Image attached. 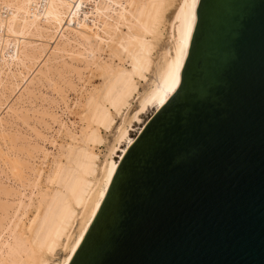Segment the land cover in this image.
<instances>
[{
  "label": "water",
  "instance_id": "obj_1",
  "mask_svg": "<svg viewBox=\"0 0 264 264\" xmlns=\"http://www.w3.org/2000/svg\"><path fill=\"white\" fill-rule=\"evenodd\" d=\"M69 264H264V0H199L168 101Z\"/></svg>",
  "mask_w": 264,
  "mask_h": 264
},
{
  "label": "bare ground",
  "instance_id": "obj_2",
  "mask_svg": "<svg viewBox=\"0 0 264 264\" xmlns=\"http://www.w3.org/2000/svg\"><path fill=\"white\" fill-rule=\"evenodd\" d=\"M198 1L1 0L0 10L2 9L5 15L2 16L0 13V27L6 34L0 37V63L6 67L12 64L20 65L17 72L20 83L28 82L32 85L36 77L37 80L40 78L46 82L51 81V86L53 85L49 78L50 69L36 70L37 64L34 77L29 81L26 79L30 71L34 72L32 68L38 57L44 53L45 47H49L41 45L35 50L31 48L32 45L25 43L23 41L25 38L22 37L27 35L31 37L32 34L31 38L33 35L38 38L44 37L48 44L54 40L56 43L52 45L50 55L68 54L72 62L83 63L84 69L94 77H99L101 84L86 91L81 102L76 105L80 110L77 111V115L74 114L80 122L78 131L71 132L61 124L68 143L66 147L60 149L56 157H52L49 168L46 166L48 169L43 168L44 164L43 167H37L38 164L35 168L32 165L30 167L29 162L20 158V154L23 156L25 154L29 158L30 150L21 143L20 147L16 145L20 137L17 138L18 134L16 136L9 134V129L7 130L9 133H5L6 131L2 129L3 120L0 118V141L8 145L5 148L10 147L9 152L11 151V154H6L7 148L3 154L1 147L0 163L5 166V171L7 170L18 186V189H12L13 187L8 188L9 186L5 187L6 184L0 183V264H52L50 261L58 253L62 254V258L54 264H69L95 217L115 173L118 162L114 161L113 157L116 149L123 141L127 144L126 148L132 144L133 139L129 137V132L133 122L139 121V116L149 109L154 112L159 110L180 84L181 70L196 22ZM88 2L92 5L89 11H86L87 9L84 10L83 7ZM68 35L73 37L71 40L73 47L67 39ZM166 41L169 47L164 50L161 44L167 43ZM102 54L105 55V60H102ZM39 65L41 67L43 63L40 62ZM71 72L76 73L80 79L79 71L76 69L68 71ZM59 76L62 78L61 74ZM86 78L88 80L89 77ZM145 81H148L146 86L139 90L141 82ZM70 83L68 86L72 85ZM53 86L54 89L51 90L57 89L59 92L60 85ZM60 88L63 89L61 86ZM27 91L29 93L31 90ZM63 96L62 99H65ZM62 99L61 102L64 101ZM134 100L135 107L128 113ZM8 109L5 110H8L11 116H15V121L21 120L25 124L28 119L30 120L29 117H25L26 108L22 109L25 115L18 113L20 108L19 111L16 110L18 112L12 108ZM70 111V115H73ZM33 113H36V109ZM52 113L50 117L46 113L50 120L55 119ZM121 114V122L116 125V118ZM42 115L40 114L41 117ZM4 124L8 125L6 122ZM25 126L29 128V125ZM32 129L33 134L36 133L38 136L36 129L31 128V131ZM113 129L115 131L108 155L100 163L101 167H98L99 158L95 150L103 144V134ZM20 140L26 141L24 138ZM32 146L36 152V146L31 144ZM37 150L39 151V147ZM47 154L42 151L41 158L46 159ZM25 171L30 174H26ZM26 188L28 195L24 193Z\"/></svg>",
  "mask_w": 264,
  "mask_h": 264
},
{
  "label": "rangeland",
  "instance_id": "obj_3",
  "mask_svg": "<svg viewBox=\"0 0 264 264\" xmlns=\"http://www.w3.org/2000/svg\"><path fill=\"white\" fill-rule=\"evenodd\" d=\"M92 4L90 3V5H89V2L88 3H86V5L83 7V9L84 10H86V11H89V9H90V6H91ZM89 6V7H88ZM0 7H2V5H1V0H0ZM88 7V8H87ZM0 13L2 14V16H3V14H4V11H2V9L0 10ZM5 15V14H4ZM72 25V24H71ZM75 26V25H74ZM1 31H3V29L0 27V37L2 38L3 37V35H5L6 33L3 31V32H1ZM5 33V34H4ZM30 36V35H29ZM28 35H27V37L26 36H23L22 38L24 39L25 38V40H23L25 43H30L31 45H32V47L31 48H34V50L35 49H38L41 45H47V46H49V47H45V51H44V53H42V55H40L39 57H38V59L40 60V62H42L43 63V65H41V67H40V65H39V60L37 59V62H35V66L32 68V70H34V72L33 71H30V73L26 76V79H28V81L30 80V79H32L34 76L33 75H35L36 74V70H38L39 68L41 69V70H45V69H50V75H49V78H51V80H52V82H53V85L55 84H57V86L58 85H60L63 89L61 90V88H60V86H58L59 87V89L62 91V92H60V90H59V92L57 91V89L56 90H51L53 87H55L56 88V86H51V81L50 82H46L45 80H43V79H40L39 78V80H37V78L35 79L34 78V80L32 81L33 83H32V85H30L28 82H26V84H24V82H22L23 83V85H24V87H23V85H22V83H20V81L18 80L20 77L18 76L17 77V72L20 70V65L19 66H16V65H11V66H3L1 63H0V72H2V73H0V118L3 120V123H2V129L4 130V132L5 133H7L8 131L10 132H8L9 134H11L12 136L13 135H17V138H19V141H18V139H17V141H16V145H19V147L21 146V144L25 147V148H27V150H30V151H28L29 152V158H28V156L26 155L25 156V154H24V156H23V154H20V158L21 159H23L24 161L26 160L27 161V163L29 162V166L31 167V165L33 166V168H35L36 167V165H37V167H43V168H47L46 166H48V168H49V164H50V162H51V159H52V157H56L58 154L57 153H59V151H60V149L61 148H64V147H66V144L68 143V141H67V139H66V137H65V135H64V132H63V129L64 128H66L67 130H69V131H71V132H77L78 131V128H79V126H80V122H78L79 120H77L78 118L75 116L74 117V114H76L77 115V113L80 111L79 110V108L77 109V107H76V105H77V103L78 102H81V100H82V97H83V94L86 92V91H88V90H90L92 87H96L97 85L99 86L100 84H101V79L99 78V77H97V76H93V75H91L89 72H88V70L87 69H84L85 67H84V65H83V63H81V62H76V61H73L72 62V60L70 59V57L68 56V54H63V53H57V54H55L54 56L51 54L50 55V53H51V48L53 47L52 45L53 44H55L56 42H54V40H52L51 42L49 41V44H48V42H46L47 40H45V38L44 37H39L38 38V36L36 37L35 35H33V38H31L32 37V34H31V37H29ZM35 36V37H34ZM21 38V39H22ZM27 38H29V39H27ZM39 40H38V39ZM41 39V40H40ZM42 39H44L43 41H42ZM55 39V38H54ZM67 39L70 41V44H71V46L73 47L74 45H73V43H71V40H73V37L72 36H70V35H68L67 36ZM28 40V41H27ZM37 40V41H36ZM63 41L64 42H67L65 39H63ZM36 42V43H35ZM42 42V43H41ZM43 42H45V43H43ZM167 43H162L161 45V47L165 50L166 48H168L169 47V43H168V41H166ZM38 43V44H37ZM26 44V45H27ZM30 44H28V45H30ZM35 44V45H34ZM40 44V45H39ZM34 46V47H33ZM39 46V47H38ZM27 47H29L30 48V46H27ZM28 48V49H29ZM75 48H77V46H75ZM79 48V50L81 49L80 47H78ZM161 48V49H162ZM49 50V51H48ZM76 49H74V51H75ZM48 51V52H47ZM47 54V55H46ZM66 55V56H65ZM45 57V58H44ZM63 57V58H62ZM65 57V58H64ZM67 57H69V58H67ZM42 58V59H41ZM58 58V59H57ZM101 58H102V60H105L106 59V57H105V55L104 54H102L101 55ZM49 59V60H48ZM43 60V61H42ZM52 61V62H51ZM44 62H46L45 64H44ZM54 62V63H53ZM61 63V64H60ZM64 63V64H63ZM26 64H27V62H26ZM38 65V68H36L37 67V65ZM59 64V65H58ZM65 64H67L68 66H72L71 68L70 67H68V66H64ZM44 65H46V66H44ZM51 65V66H50ZM56 66V67H55ZM63 66L65 67V68H63ZM18 67V68H17ZM58 67V68H57ZM68 67V68H67ZM74 67V68H73ZM76 67V68H75ZM79 68V70H78V68ZM8 68V69H7ZM13 68V69H12ZM35 68H36V70H35ZM56 70H55V69ZM60 68V69H59ZM63 68V69H62ZM67 68V69H66ZM76 69V71H79L80 73H81V75H80V79H78V76H77V74L76 73H68V71L70 70H73V69ZM1 69H2V71H1ZM69 69V70H68ZM5 70V71H4ZM12 70H13V72H12ZM22 70V69H21ZM60 70V71H59ZM63 70H64V72H63ZM7 71V72H6ZM57 71V72H56ZM11 72V73H10ZM61 72V73H60ZM14 73V74H13ZM35 73V74H34ZM57 73H60L62 76V78H60V74L58 75ZM87 73V74H86ZM2 74V75H1ZM11 74V75H10ZM32 74V76H30ZM54 74V75H53ZM57 74V75H56ZM69 74V75H68ZM89 74V75H88ZM4 75H7V76H5L4 77ZM9 75V76H8ZM16 75V76H15ZM66 75V76H65ZM88 75V76H87ZM11 76V77H10ZM13 76H15V78H12ZM52 76V77H51ZM59 76V77H58ZM70 76V77H69ZM28 77H30V78H28ZM69 77V78H68ZM86 77H89L88 78V80H89V82H88V80H87V78ZM58 78H60V80L58 79ZM64 78V79H63ZM3 79V80H2ZM61 79L64 81H61ZM69 79V80H68ZM55 80V81H54ZM84 80V81H83ZM61 81V82H60ZM70 81H71V83H70ZM55 82V83H54ZM63 82V83H62ZM69 82L70 84H72V85H69L68 86V84L67 83ZM87 82H88V85H87ZM148 82V81H147ZM146 81L145 82H141V85H140V87H139V90H141L142 89V87L144 88L145 86H146V83H147ZM16 83V84H15ZM4 84V85H3ZM15 84V85H14ZM21 84V85H20ZM65 84V85H64ZM82 84H83V86H82ZM94 84V85H93ZM11 85V86H10ZM18 86V88H17V86ZM63 85V86H62ZM10 86V87H9ZM15 88H14V87ZM49 86H51V87H49ZM19 87H23L22 89H20ZM69 87H72V88H69ZM11 88V89H10ZM12 89H13V91H12ZM18 89V90H17ZM20 89V90H19ZM31 90V91H29V93H28V91L26 92V90ZM54 89V88H53ZM77 89V90H76ZM87 89V90H86ZM15 90H17V91H15ZM25 90V91H24ZM81 90V91H80ZM3 91V92H2ZM10 91H12V92H10ZM80 91V92H79ZM21 92V93H20ZM64 92V93H63ZM3 93V94H2ZM16 93H18V94H16ZM33 93V94H32ZM57 93V94H56ZM62 93V94H61ZM5 94V95H4ZM10 94H11V96H10ZM23 94V95H22ZM29 94V95H28ZM30 94H32V96H35L34 98L30 95ZM2 95V96H1ZM4 95V96H3ZM15 95V96H14ZM18 95H19V97H18ZM21 95V96H20ZM64 95V96H63ZM22 96H23V99H22ZM25 96V97H24ZM40 96V97H39ZM61 96H63V98H65V99H62V97ZM29 97V98H28ZM61 97V98H60ZM77 97H79V98H77ZM4 98V99H3ZM18 98L20 99L19 101H18ZM26 98V99H25ZM7 99H9L8 101H7ZM12 99V100H11ZM17 99V100H16ZM34 99V100H33ZM60 99H62V100H64L63 102H61V100ZM26 100H28V101H26ZM32 100V101H31ZM54 100V101H53ZM60 100V101H59ZM4 101L6 102V103H8V104H4ZM18 101V102H17ZM73 101V102H72ZM52 102V103H51ZM20 103V104H19ZM8 105V106H7ZM13 105V106H12ZM14 106H15V108H14ZM68 106V107H67ZM3 107H5V109L7 108H12V109H14L15 111L16 110H18V108H20L21 110L23 109H25L26 108V110H27V116L24 114V111L22 110H18V111H16V112H18V113H20V114H24L25 115V117H29L30 118V120L28 119V118H26V120H27V122L24 124V123H22V121L21 120H17L16 119V121H15V116H11V113L10 112H8V110H5ZM76 107V108H75ZM135 107V100L134 101H132L131 102V106H130V109H129V111H128V113H131V109L132 108H134ZM71 108H72V110H71ZM2 109V110H1ZM3 109H4V111H3ZM35 109H36V113H33L32 114V112H35ZM65 109H67V110H65ZM25 110V111H26ZM71 110V111H70ZM76 110V111H75ZM29 111V112H28ZM37 111H40V112H37ZM69 111L73 114V115H70V113H69ZM73 111H75V112H73ZM78 111V112H77ZM53 112V113H52ZM156 112V111H155ZM39 113V114H38ZM46 113L48 114V116L52 113V115L54 116V118L55 119H52V120H50V116L49 117H47V115H46ZM153 113H154V111L152 110V109H149L148 111H146L144 114H142L141 116H139V121H137V122H133V124H132V127L130 128V132H129V137L131 138V139H133V141H134V138L137 136V134L141 131V129L143 128V126L145 125V123L149 120V118L153 115ZM8 114V115H7ZM40 114H43L42 115V117L40 116ZM44 114L46 115V116H44ZM55 115L57 116V117H55ZM11 116V117H10ZM44 116V117H43ZM120 116H122V114L121 115H118L117 116V118H116V125H118L120 122H121V117ZM33 117V118H32ZM52 117V116H51ZM38 120H40V121H38ZM46 118V119H45ZM74 118V119H73ZM42 119V120H41ZM60 119V120H59ZM56 120V121H55ZM59 120V121H58ZM8 121V122H7ZM38 121V122H37ZM45 121V122H44ZM77 121V122H76ZM7 123L8 125H5L4 123ZM9 122H10V125H9ZM43 122L44 123H46V125H44L43 124ZM60 122V123H59ZM72 122V123H71ZM14 123V124H13ZM58 123V124H57ZM71 123V124H70ZM23 124V125H22ZM64 126V128L63 127H61L62 125ZM25 125H29V128H28V126L26 127ZM58 125V126H57ZM77 125V126H76ZM5 126V127H4ZM33 126V127H32ZM12 128V129H11ZM31 128H34V129H36V132L39 134L38 136H37V134L35 133V135L33 134L34 133V131H33V129H32V131H31ZM9 129V130H8ZM8 130V131H7ZM40 132V133H42L41 135H40V133L38 132V131ZM114 129L111 131V132H109V133H105V134H103V144L100 146V147H98V149H96L95 150V153L97 154V156H98V158H99V161L97 162V165H98V167H101V162L104 160V158L108 155V150H109V147L111 146V144H112V139H113V136H114ZM7 133V134H8ZM58 133V134H57ZM10 135V136H11ZM22 135H24V136H22ZM43 135V136H42ZM24 138V140H26V141H23V140H20V139H23L22 137ZM41 136V137H40ZM16 138V137H15ZM44 138V139H43ZM56 138V139H55ZM58 138V139H57ZM54 139V140H53ZM28 140V141H27ZM41 140V141H40ZM51 140V141H50ZM65 140V141H64ZM55 142V144H53V142ZM132 141V142H133ZM30 142V143H29ZM52 142V143H51ZM21 143V144H20ZM37 143V144H36ZM31 144L32 145H34V147L36 146V152H35V150H33V146L31 147ZM53 146H52V145ZM30 147H29V146ZM126 142L125 141H123L119 146H118V148L116 149V151H115V154H114V157H113V160L114 161H117L118 162V164H119V162H120V160H121V158H122V156H123V154L125 153V151H126V149L128 148H126ZM6 146H8V145H6V144H3V142H1L0 141V149H1V147H2V153L4 154V152L3 151H5V149H7L8 148V150L7 151H5V153L6 154H11V151L9 152V148L10 147H7V148H5ZM17 147V146H16ZM38 147H39V151L37 150L38 149ZM41 148H43V150L41 149ZM47 152H46V151ZM25 151V150H24ZM23 151V152H24ZM42 151H44L45 153H48L47 154V158L46 159H42L41 158V156H42ZM124 151V152H123ZM30 152H32L31 154H33V155H31L30 154ZM40 152H41V155H40ZM25 153H27V152H25ZM36 153H37V155H36ZM49 155H50V157H49ZM120 155H121V158H120ZM10 157H12V155H9ZM23 156V157H22ZM33 156V157H32ZM35 157V159H33ZM38 157V158H37ZM9 159H11V158H9ZM31 159H33V160H31ZM29 160V161H28ZM45 162V163H44ZM47 162V163H46ZM42 164H44L43 166H42ZM118 164H117V166H118ZM2 166V167H1ZM4 165H2L1 163H0V173L1 172H3V174L1 173L0 174V183L1 184H3V185H5V187H8V188H10V186L11 187H13L12 189H18V186L16 185V183L14 182V180L10 177V175L8 174V172H7V170L5 171V166L3 167ZM47 168V169H48ZM46 169V170H47ZM45 170V169H44ZM4 173H6V174H4ZM25 173L26 174H30L29 172H27V171H25ZM5 175V176H4ZM7 176V177H6ZM8 178V179H7ZM11 178V179H10ZM13 180V181H12ZM11 181V182H10ZM11 184V185H10ZM20 191H22V189L20 188ZM24 193H25V195H28V190H27V188H26V190L24 191ZM13 200H15V199H13ZM62 258V254L61 253H58L54 258H52V260L50 261L52 264H54V263H57V261H59L60 259Z\"/></svg>",
  "mask_w": 264,
  "mask_h": 264
}]
</instances>
